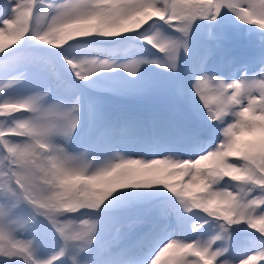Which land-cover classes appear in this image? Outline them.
I'll return each mask as SVG.
<instances>
[{"label":"snow or ice","instance_id":"snow-or-ice-1","mask_svg":"<svg viewBox=\"0 0 264 264\" xmlns=\"http://www.w3.org/2000/svg\"><path fill=\"white\" fill-rule=\"evenodd\" d=\"M6 2L11 15L0 21V37L7 34L14 41L28 37L62 48L93 35L139 33L160 21L180 34L171 36L160 29L144 34L148 44L165 54L163 60L136 59L114 65L107 60L68 59L76 77L85 82L105 69H124L132 76L144 64L177 70L181 55L189 52V38L197 21L216 22L225 9L242 23L264 30V0H63L49 4L45 12H38L43 0ZM244 5L252 23L241 14ZM221 39V34L209 30L208 40L215 42V48ZM5 52L0 43V53ZM213 52L209 44L192 70V91L199 97V101L195 96L193 100L198 109L202 102L223 139L215 143L197 137L203 146L195 158L164 155L137 159L117 153L93 169L87 163V153L72 154L55 142L59 133H67L76 124L78 102L70 107L63 102L48 103L47 93L0 100V117L12 118L10 124L0 122V245L5 249L0 251V264H21V260L23 264H57L62 259L91 264L80 257L90 251L98 221H77L74 215L85 209L112 207L116 201L110 198L118 190L156 185L168 189L185 211L199 210L224 223L221 233L208 241L191 239L179 235L185 227L182 213L175 207L164 211L165 226L177 235L164 243L149 264H162L166 254L170 255L164 264H264V57L259 60L258 72L245 71L240 79L226 82L206 74ZM14 83L18 81L0 85V93ZM17 114L27 119L20 120ZM245 134L252 138L242 139ZM177 174L186 177V182L173 184L165 179ZM85 185L98 194V201L80 211L68 210L76 201L66 206L64 201ZM23 205L45 217L59 234L63 244L56 253L44 257L40 254L42 244L35 238H19L30 223L21 212ZM245 223L259 233L249 243L254 250L246 256H233L228 243L233 235L230 226ZM221 240L225 243L214 248ZM9 247L17 251H6Z\"/></svg>","mask_w":264,"mask_h":264},{"label":"rangeland","instance_id":"rangeland-1","mask_svg":"<svg viewBox=\"0 0 264 264\" xmlns=\"http://www.w3.org/2000/svg\"><path fill=\"white\" fill-rule=\"evenodd\" d=\"M44 1L47 2V0H43V2ZM49 1H55L56 3L63 2V0ZM47 9L48 6L44 7L42 11H39L38 9V12H45ZM10 15L11 12L7 8L6 0H0V21ZM50 15L51 13H49V16ZM199 22L200 21H197V24H199ZM240 28L244 35L248 31L258 29L257 26L248 25L246 23H241ZM157 29H160L171 36L179 35H176L175 31L162 21L155 22L148 28L142 29L139 33H127L118 37L93 35L89 37L90 40H94L93 44L89 45L87 42H83V40L80 39L71 42L70 45H61L62 48H55L28 37L23 41H14L11 37L5 34L0 41V43H3L4 45V51H6L5 53H0V85H3L8 81H18V83H14L11 87L6 88L3 93H0V100L5 98L19 99L37 93H47L45 99L48 103L63 102L66 106L70 107L72 104L78 102L79 126L72 142L68 144L59 137L55 138V142L60 146L65 147L72 154H80L87 149V158L95 161L93 163V169L99 164L115 157L117 153L137 159H151L153 158V154H150L149 151L147 131L144 129L141 122L128 118L125 131L121 132L117 130L116 124L113 121V99L111 98L113 95L118 96L120 93L124 98L137 95L143 97L148 96L154 101H165V97L169 101L173 100L170 96L169 90L172 87V83L174 84L176 81H186V79H188L187 71L189 68L181 67L183 61L186 59V54L181 55L179 68L177 70L164 69L156 64H144L141 66L136 76H132L124 69L115 68L111 71L105 69L92 76L88 82L82 81L76 77L71 65L67 63V60L71 59L79 61L83 59H99L107 60L114 65L127 63L136 59L163 60L165 59V54L159 52L143 38L145 33L152 34ZM201 29L204 31L205 25H201ZM213 30L215 31V28ZM205 31L207 32L208 30L206 29ZM193 33L191 34L189 41H193V38L198 36L196 30H194ZM115 39H119L120 41L118 43H112L110 41ZM22 48H32V50L38 53H43L45 57L43 55V59L40 61L27 60L25 62H20L15 59L16 57H14V55L12 56V54H14L15 51H21ZM190 49H194V47L191 48L190 45ZM198 53H200V50ZM204 54L205 53H201L200 56H203ZM261 57H264V45L263 47H259L251 42L249 53L246 56H241L239 58L238 74L231 77H233V79H240L245 71L249 74L258 72L261 67V64L259 63ZM195 58H198L196 54ZM219 58L220 53L212 55L208 62L206 74L211 75V72H213L214 74H220V78H222L224 71L222 70L223 66L220 63ZM60 62L63 63L62 66L60 65ZM186 63L189 65L190 61ZM67 72L68 75H66ZM62 75H65L66 78L70 75L72 80L68 81H72L73 85H65L62 81H59L58 77ZM162 94L164 96H162ZM189 101L191 102L186 101L183 104L180 103V110L173 118L175 123H180V126L177 127L174 123L167 125L164 122L159 123V125L157 124L159 133L158 149L160 153L163 152L162 156L167 155L181 159H184L186 155L195 157L200 154V149L203 146L196 138L199 137L203 142H208L210 139V135L209 138L204 140L202 138V133L198 134L199 128L203 131H207L209 134L210 124H212V121L207 117L202 102H200V107L198 109L195 102L193 103L192 100ZM196 101H199L198 96H196ZM89 107L95 108L96 120L99 125L97 132L94 134L90 133L84 120L85 112ZM17 115L20 117V114ZM185 117L192 119L191 124L188 127L183 124ZM11 119L12 118L4 120L3 117H0V122L10 124ZM81 128H83L82 131H80ZM100 131L103 132L101 135ZM185 133L189 136L186 147L181 144ZM251 138L252 137L248 134H245V136L242 137L244 140ZM222 139V134L219 132L214 141L215 143H219ZM159 154L155 156H161ZM91 170L92 169H90V171ZM181 177L185 178L184 182H186L187 178L180 176L179 174L176 176L165 177V179L169 183L176 184ZM158 186L161 187V185ZM153 187L151 188L154 189ZM132 194H134L133 191ZM162 202L165 203L167 209L175 207L181 212L182 206L179 205L178 201L174 202L171 201V199H163ZM29 208L30 207L27 205H23L21 208L22 214L27 219L30 217ZM89 211L90 210L87 209L81 210L74 215V219L80 221L89 218L91 215ZM154 219L155 218L146 219L142 222L133 221L132 224L127 225L120 223V225H118L120 240L117 242L112 238V235L107 237H97L96 233V237L100 240V249H98L97 252L101 259H99V264H135L137 263L135 260L139 256L138 252H145V250H148L150 247L154 248L156 254L164 243L170 238L176 236L177 233H172L171 230H169L164 237L160 239L153 238V233L160 235V229L162 226L160 218H157L158 221ZM29 221V225L36 229L37 233L43 225L47 226L49 231L52 232L50 235L52 236L53 241H51V239L48 240L47 238L40 240L37 237L32 236L29 232V225L24 235L19 238H35L36 241L42 244L40 254L44 257L56 253V251H54V245L58 244L59 249L62 247V245H60L61 242L63 243L62 239L45 217H34ZM205 222L204 226H206L207 241L221 233V225L224 223L223 221L209 217L205 219ZM137 225L148 226L151 228V232L149 234L145 233V236L141 237L136 229ZM130 226H132V228H130ZM212 230H214V234L210 236L209 233ZM230 231L233 235L228 243L231 245V254L233 256H246L254 250L249 246V243L253 239V236L250 233H255V230L251 229L245 223L242 225L230 226ZM179 235L190 237L191 239H201L200 234L198 235L195 232H185L183 230ZM152 239L155 240L154 243L156 246L149 245L148 241H152ZM220 243L224 244L225 242L223 240L217 241L213 247L219 248ZM239 243L240 246H238ZM244 243L247 244L244 245ZM87 253L80 258L87 259L91 262L93 258ZM169 255L170 254H166L161 258L162 264L168 260ZM146 261H141L140 264H145ZM148 261L150 262V259H148ZM22 262L23 261L21 260V263ZM92 263L93 262H91V264ZM57 264H71V261L68 259H62L61 261H57Z\"/></svg>","mask_w":264,"mask_h":264},{"label":"trees","instance_id":"trees-1","mask_svg":"<svg viewBox=\"0 0 264 264\" xmlns=\"http://www.w3.org/2000/svg\"><path fill=\"white\" fill-rule=\"evenodd\" d=\"M43 55H44L43 53H37L35 51H30L27 48H22L21 51L16 52V58L21 60L22 62L27 61L29 59H37L40 61L43 58ZM63 81H64V78H63ZM64 82L67 83V81H64ZM155 193L156 191L153 192L152 190H149V189L145 190V189L139 188L136 190V194L134 195V197H132L133 195L131 194L130 190L123 189V190H118L116 193H114L113 196L110 198V200L112 199L116 201V203L112 207H114V209L117 210L121 208L123 209V208L131 207L133 205L145 204L146 202L152 200L155 197L156 195ZM143 194L144 196H142ZM107 203L108 202H106V204ZM106 209H109V208H106ZM29 210H30L29 220H31L33 217H35V214L31 208H29ZM113 210L107 213L106 212L98 213L94 210L91 214L92 216L91 218L97 221L103 220V219L106 220L107 218L112 219L115 216L114 214L115 210L114 211ZM139 210H142V208H139ZM196 215L199 216L200 214L196 213ZM196 220L201 222L203 220V216H201V219L197 218ZM31 232L33 235H36V237L39 238L40 240L47 238L48 240L51 239V241H53V238L50 235L51 231H49V229L45 225L40 230H38V233L36 229L31 227ZM211 233L214 234V230H212ZM222 245L223 243L220 244V247ZM58 250H59V245L58 244L54 245V251L57 252ZM9 264H12V262H9Z\"/></svg>","mask_w":264,"mask_h":264},{"label":"clouds","instance_id":"clouds-1","mask_svg":"<svg viewBox=\"0 0 264 264\" xmlns=\"http://www.w3.org/2000/svg\"><path fill=\"white\" fill-rule=\"evenodd\" d=\"M243 2V0H241ZM241 14L247 18V23H252L251 15L246 11V5H244L241 8ZM101 36V35H99ZM222 79V78H220ZM233 95H236V92H233ZM16 111L19 112L20 108H16ZM74 116L76 118V124L74 126H71L70 129L67 131V133H59L57 137L60 139H63L66 143L70 144L78 130L79 126V112L74 113ZM20 120H25L27 117L21 115L19 117ZM63 147V146H61ZM65 148V147H64ZM82 153H87V149H85ZM48 153H45V156H47ZM87 163L90 167H93V160H90L87 158ZM216 172L219 171V169L214 170ZM71 200H75L76 203L72 209L68 210H74V211H80L81 208H88L91 207L93 202L98 201V194H94L92 190L88 189V187L82 186L80 193H77L74 197H72L70 200L66 199L64 201V205L66 206L68 203L71 202ZM230 239V237L228 238ZM227 242V239L225 240ZM0 251H5L4 247L0 245ZM6 251L16 252L17 249L15 247H9ZM71 261V260H70ZM72 264V262H71Z\"/></svg>","mask_w":264,"mask_h":264},{"label":"bare ground","instance_id":"bare-ground-1","mask_svg":"<svg viewBox=\"0 0 264 264\" xmlns=\"http://www.w3.org/2000/svg\"><path fill=\"white\" fill-rule=\"evenodd\" d=\"M1 40H2V37H0V41H1ZM162 153H163V152H161L159 155L162 156V155H163ZM127 256H128V255H127ZM133 256H134V255H133ZM134 258H135V257H134ZM130 259H131V258H130ZM149 259L151 260V258H149ZM120 262H121V261H120ZM123 262H124V261H123ZM126 262H127V261H126ZM128 263H129V262H128ZM121 264H122V263H121ZM124 264H125V263H124Z\"/></svg>","mask_w":264,"mask_h":264}]
</instances>
